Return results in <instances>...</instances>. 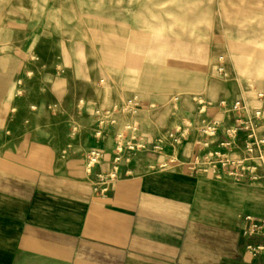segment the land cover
<instances>
[{"label":"crops","instance_id":"0c3cea01","mask_svg":"<svg viewBox=\"0 0 264 264\" xmlns=\"http://www.w3.org/2000/svg\"><path fill=\"white\" fill-rule=\"evenodd\" d=\"M26 74L0 66V264H264L263 254L250 252L264 237H251L249 248L244 232L252 219L264 220V179H218L190 170L210 150L197 146L192 126L178 142L143 136L146 148L122 163L114 179L101 181L113 154L111 134L95 137L102 128L97 107L93 116L78 117L90 132L61 133L64 116L48 125L31 112L30 82L21 80ZM233 85L221 98L204 100L208 109L199 123L221 124L210 148L235 123L238 113L225 109L237 100L246 117L262 111L255 124L264 136V96L234 95ZM42 105L49 114V102ZM245 132L235 147L222 148L227 157L247 159ZM91 149L102 157L88 171ZM218 173L226 177L223 168Z\"/></svg>","mask_w":264,"mask_h":264},{"label":"rangeland","instance_id":"374dc122","mask_svg":"<svg viewBox=\"0 0 264 264\" xmlns=\"http://www.w3.org/2000/svg\"><path fill=\"white\" fill-rule=\"evenodd\" d=\"M155 38L168 44L165 64L149 57ZM202 47L210 50L204 69ZM0 66L27 72L31 112L47 124L64 116L61 133L87 134L78 117L136 95L143 136L170 137L200 127L204 100L221 98L230 83L234 95H264V0H0Z\"/></svg>","mask_w":264,"mask_h":264},{"label":"built area","instance_id":"2783aa9c","mask_svg":"<svg viewBox=\"0 0 264 264\" xmlns=\"http://www.w3.org/2000/svg\"><path fill=\"white\" fill-rule=\"evenodd\" d=\"M217 70L221 78L227 77L228 72L224 56L218 57ZM257 96L262 98L264 95L258 93ZM222 105L225 107L224 102H222ZM141 106L139 97L132 95L126 98L121 105L114 106L110 110H96L98 123L102 128L95 132V137L103 138L109 134L112 136L110 146L113 154L111 170L106 177L100 176L101 181L114 179L122 163L129 162L133 154L139 153L146 148L141 128ZM243 109H245V105L241 100H237L232 107L225 109V113L237 112L238 115L235 123L225 129L219 145L215 148H210V139L216 137L221 129V124L217 119L205 121L201 124L202 126L200 125V127L195 129L200 137L197 146L204 149L209 148L210 150L206 153L207 155L203 160L199 157L195 158L190 164V170L206 174V168L209 165L208 168H212V174H216L218 179L232 178L239 180L245 176H248L253 181L264 179V136L259 135L260 130L255 124V121L261 118L262 111L255 109L249 117H246L241 114ZM203 111L205 112L206 110ZM121 120H123L121 128L116 129L118 122ZM185 126L175 128L169 138L174 142H178L190 130L191 126H186L187 129H185ZM242 130H246L243 136V147L248 155L247 159L227 157L222 152V148L235 147L240 140ZM262 130L264 131V126ZM179 134L180 136L178 137L177 135ZM155 148L157 150L161 149L160 145ZM101 157V152L98 149H91L85 158L86 169L90 171L94 166L99 165ZM211 162H214L212 166H210ZM218 168H223L226 171V177L218 173ZM106 190L107 187L104 184L102 191ZM244 232L248 242L253 236L264 237V220L252 219L251 225ZM251 246L252 243L250 242L248 247L251 248ZM250 252L254 255H264V244L251 248Z\"/></svg>","mask_w":264,"mask_h":264},{"label":"bare ground","instance_id":"6f19581e","mask_svg":"<svg viewBox=\"0 0 264 264\" xmlns=\"http://www.w3.org/2000/svg\"><path fill=\"white\" fill-rule=\"evenodd\" d=\"M168 46V44L166 42H163L161 39H153L149 48V57L151 59V61L154 64H165L163 61H165V59L167 57V54L162 55V49H166ZM161 49V50H160ZM183 51H185V47H183ZM161 51V52H160ZM162 58L161 61H159V59ZM201 61H200V65L201 67L204 68H208V65L210 64V50L208 47H202V53H201V57H200ZM158 60V61H157ZM258 72L261 74L262 71L264 69H262L261 67H259ZM90 80V79H89ZM91 81L87 82L85 85H91ZM230 87L231 89L234 91L235 87L233 85V83H230ZM177 100V98H175V101ZM34 108V107H33ZM42 108V107H40Z\"/></svg>","mask_w":264,"mask_h":264}]
</instances>
